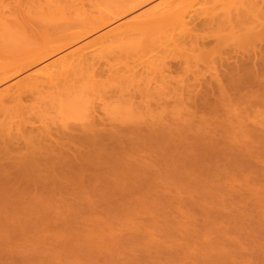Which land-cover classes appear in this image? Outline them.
<instances>
[{
  "label": "rangeland",
  "instance_id": "obj_1",
  "mask_svg": "<svg viewBox=\"0 0 264 264\" xmlns=\"http://www.w3.org/2000/svg\"><path fill=\"white\" fill-rule=\"evenodd\" d=\"M47 1H49L47 3L48 7L45 6ZM125 1L127 0H74V2L73 0H0V17L4 15L7 16L8 19H10L9 17H13L23 21L21 25H17L19 28L16 24L10 27L16 30L21 29V31L24 32V34L20 32L22 36L26 34L32 39L30 42H33V44H30L28 41L24 44L22 42L23 46L27 43L30 45H43L45 42L50 43L49 40L51 41L52 39H56L54 44H57L56 41H59L57 38H59L58 35H60V31L58 33H52V27H60L62 24L66 23L64 20H70L67 22L69 26H67L68 30L63 28L64 32L67 30L66 33L61 31V33L67 34V36H63L65 38L68 37L69 33H72L71 37H75L85 29L87 31L89 29L92 30L83 38L75 40V42L70 43L43 61L41 60V62L25 70L10 75L16 72L14 70H17L14 66V70H12V72L9 71L10 74L8 75L10 76H7L4 71L8 70L7 66H10V64L14 63L16 60V52H14L13 49H9L10 47L6 49L7 46L5 47L0 44V107H2L0 108V121L5 123V128H9V126L14 128V123H16L15 125L17 126L19 120L18 115L20 112L24 113L22 108L29 110L28 112L25 110V114L31 117V122L26 125L28 129H32V126L35 127V129L42 126L45 127L47 124L56 127L66 120L80 124V122L82 123L83 120H86V116L83 114L85 113L88 115L89 112L87 111H92L96 108L99 113L94 110L95 113H98V115L102 117H107L105 114L108 112L115 111L117 114L116 110L119 108L120 92L116 89L126 80L124 76H130L131 74L132 77L135 76V79L133 80L130 77L129 81L133 80V82H135L136 79L137 82L138 80L142 82L145 81V85L150 84L151 88L154 89L156 84L151 78L154 75L155 66L163 64L164 61L170 63L171 61L172 63L173 61H175L174 63L178 62V60L180 61L181 57L179 58V56L183 53L182 50H184L185 46L187 48L190 46L188 39L183 40V38H185V36H183L185 35L183 32L184 20L189 21L191 17L197 16L204 17L208 13V7L210 5L206 0H149L130 12L115 18L106 25L95 29L100 25L101 21H103L102 18H106L105 20H107L116 16V14L119 13L118 9L123 5L122 2ZM227 1L229 0H223L224 3ZM49 4L52 5V7ZM61 4L66 5L62 6ZM230 4L231 3L224 4L223 12L228 13L236 7V5ZM66 7L68 8L66 9ZM159 7L160 10L157 9V16L155 15L152 17L156 19L160 16V19L157 18V22H154L156 21L154 20L153 23L150 17L151 20L146 16L143 17L145 12ZM61 8L65 15L62 14ZM48 15L56 19L53 21L52 19L54 18H50L54 22L53 24H51V21L50 23H45L49 21H46L47 17L44 18ZM7 17L6 21L8 22ZM42 18L43 20L45 19L44 22H42L43 20L41 21ZM60 18L64 20L61 21ZM144 18H147L149 21L146 22ZM10 20L12 21V19ZM4 23L5 20L0 19V28L4 27ZM70 23L73 25L70 26ZM48 28H52L51 33H48ZM60 28H62V26ZM181 28L183 31H181ZM86 30L84 32H86ZM55 31L57 32V30ZM208 32H210V28L198 30L200 34H206ZM74 33L76 34L75 36ZM48 34L51 35L49 36ZM29 37H23V39L29 40ZM60 43L63 44L62 42H58V45ZM179 50H181V52H179ZM82 53L85 54L86 57L88 56L87 58H91L93 54L94 56L96 55L95 57L97 60L95 59V62L105 63L106 69L111 70V76L103 77V82L98 88L92 89L90 87L88 92L84 95V99H81L79 104L75 105L71 110H66L69 112L68 118H66L65 114L67 115V113L62 111L60 103L56 101L60 96L55 94H66L68 85L73 82V79L76 80L77 74L75 77H72L76 70L71 72L70 67H73L72 65L75 63L73 60H76L77 57L79 58V56H81L83 58ZM101 59L103 60L101 61ZM105 60L109 61V63L105 62ZM107 63L109 65H107ZM126 66H129L130 69ZM123 67H126L130 72ZM121 68L125 70V73L120 70ZM11 69H13V66ZM117 71L120 72L116 74ZM3 75L6 77L5 80H2V78L4 79ZM172 75L178 76V73L174 72ZM79 84L82 85V83ZM30 89L33 90V92ZM8 90L11 98L12 96L15 97L11 99L9 98L10 96H6L9 95ZM14 91L15 95H12L11 93L14 94ZM111 92H113V94H110ZM20 96L22 101H19ZM48 96L52 99L49 100ZM55 97L56 100H53ZM39 100H41L42 103L41 107ZM54 101L55 103H53ZM43 102L45 104H43ZM43 105L46 106L44 107ZM4 106L5 108L3 110ZM93 106H96V108ZM122 108L118 109L119 112H121L120 110ZM160 113L162 118L159 116L160 119L158 120L159 117L156 118V116L155 119L158 120H156L157 122H155V119L153 121V116H151L152 119L149 117L150 115L147 116L150 118V120H147L152 122L154 127L151 126L148 128V126L146 127L145 125L143 130H146L143 132L141 131L142 134L140 135L139 133L138 136L136 133L131 132L133 135L130 133L132 138L134 135L135 138H133L132 142L130 141L132 145H130V142H128L129 145L126 144L128 145L127 147L130 146L132 148V146H135L133 144H139L138 142L140 141H138V138L141 139L140 137L146 138V142L144 141L145 144L142 145L143 147L141 146L142 148L137 147V145L134 147L135 149L133 151H135V153L132 152L131 148H127V152L126 148L125 150L120 149V146L119 148H117L118 146H114L116 149L114 150L113 147L112 155L116 157L115 159L111 158L106 161L97 160V158H95L96 160L89 159L87 161L85 159L79 162L80 164L78 163V165L72 161L58 164L56 162L55 165L51 163L48 165L55 166L53 167L54 169L56 167L60 168L61 164L64 166L61 167L62 169L59 170L60 172L58 171L55 174L44 177V179L36 173L33 177V173H28L26 175L18 173V175H16L17 178L20 174L21 175L19 177L20 179L18 178L17 180L16 178L17 182L15 181L17 190L13 196L14 198H11L12 196L9 198L5 196L4 198L7 199L3 201L6 204L4 208H0V264H204V261H207L206 259L209 253L211 256L216 255V257L220 255V258L225 260L223 261L224 263L222 262L223 264H264V171L260 169L262 166V169H264L263 147L261 149L258 146L252 145V143L249 142L251 136L246 138L245 141L241 140L240 142V140L236 138V133H232L231 135L234 141L240 143L238 144L235 142L238 145L232 144L236 146V149H240L238 150L239 152H241L242 149L245 150V152L243 150V154L240 153L241 155L237 150L235 151L238 153L235 151L233 153V145L231 142L234 141L230 133L227 131L225 133L223 129L224 126L221 125L222 128L219 124L220 122H216L215 125L213 124L214 119H219L221 117V112L214 113L216 115H214L215 118L212 116V113H204V111L203 113L199 112L198 115L196 114V116H194L195 118L197 117L196 119L184 115L185 120L190 118L194 121L192 122V126L194 123H197V125L194 124L195 126L192 127L190 123L191 120L190 122L186 121L190 123V128H185V125H188L186 122L184 123L183 116L179 115V121H173V123L175 122L174 124L180 123L183 126L177 124V126H175L171 119L175 117V120H177L178 115H174L170 112L173 116L171 119H169L170 116L168 118L166 117L167 120H165L163 117L165 113ZM167 113L168 116L169 112ZM201 113L205 116L203 117ZM206 114H209L214 119L210 116L208 117ZM205 117L213 121H206L205 119L206 123L208 122L205 124L203 120ZM182 119L183 121L181 123L180 121ZM198 119L199 122L195 121ZM54 122L57 123V125ZM200 122L207 127L203 126ZM169 123L174 126L172 131L174 133L167 130L168 127H170L169 129L172 128L170 125L167 126ZM217 123L220 129L216 127ZM149 124L152 125L151 123ZM161 124L162 126H160ZM165 124L167 127L166 129L163 127ZM213 125L216 127L215 129ZM210 126L213 129H211ZM160 127L164 131H170V134L166 131L162 133L163 130ZM175 127H178L180 130L174 129ZM186 129L187 131L183 133ZM216 130L217 132L220 130L219 133H222V135L219 133L217 134ZM202 133H204V135ZM159 135L161 136L159 137ZM177 135L180 137H177ZM227 135L228 137H226ZM189 136L193 138L191 137L190 139ZM160 138L165 139H161L162 141L160 143L158 142ZM218 138H222L223 140H219ZM22 139L23 138H21V142L20 140L19 142H15L14 140L15 148L19 143H22L24 140ZM135 139H137V141ZM229 139H231V142ZM168 141L171 142V144L173 142L174 145H171ZM215 141H223L225 145L228 142L230 145L227 143L226 146L230 147L232 145V150L231 148L226 150L225 148L227 147L224 146L223 142L221 146L220 144L216 146L219 142L215 143ZM152 143L156 144L153 145ZM197 143H201L199 147ZM246 144H249L251 148H259L256 154L254 150V154H251L252 152L250 149L247 151L246 149L249 147L246 146ZM194 145H196L195 148H198L195 149ZM206 146L210 148L208 147V149ZM136 147L139 152H136ZM10 148L12 149L11 146ZM10 148L7 149L10 150L9 152L12 151L13 153V150L16 151L18 147L16 149L13 147V150ZM202 148L203 150H201ZM221 148H224L226 152L224 149L221 150ZM130 149L131 151H129ZM123 150L127 152V154L124 153L126 157L122 153ZM192 150L195 151V154ZM18 152H20V154H17ZM18 152H14V154L10 153L13 155H11L13 160H17V157L21 155V151ZM145 152L147 154H145ZM248 152L250 153L249 155ZM179 153L182 154L180 155ZM122 154L124 156L122 157L124 158L123 160L120 158ZM141 154H145L143 155L144 159ZM244 154L247 156L242 157ZM8 157H10L9 154L7 159L2 157L3 159L1 158V160L5 162L8 160ZM118 157L120 158L119 160H117ZM171 157H173V160ZM226 157L228 161L224 159ZM232 157L237 158V161H234ZM168 159L174 163L172 164ZM184 159L185 161H183ZM195 160L198 162L195 163ZM201 161L204 162V165L201 164ZM238 161L240 164L242 161L243 162L240 165ZM253 161L257 164L256 166ZM190 163L191 165L188 166ZM229 163L233 166L229 165ZM243 164L244 166H242ZM178 165L180 166L178 167ZM258 166H260V168L256 169ZM194 167L197 171H195ZM198 167L199 171L197 169ZM230 167L231 169H229ZM57 168L55 169L56 171ZM206 169H209L211 174L208 173L209 171ZM212 169H215L218 173H215L216 171L214 170L215 174H213L211 172ZM22 174L24 176H22ZM119 174L123 178L120 177ZM213 175L215 177H213ZM248 175L250 176L248 177ZM210 176L214 179L212 180ZM255 177H257L258 182L255 180ZM123 182H125V184ZM248 184L250 185L248 186ZM76 186L79 191H77ZM19 187L20 190H18ZM121 188L123 189L121 190ZM136 203L139 204V206H137ZM92 204H95L96 209ZM132 204L133 206L135 204L136 209L132 207ZM140 205L142 207H140ZM206 222L207 224H205ZM42 225L47 228H42L44 227ZM204 239L205 242L206 240L209 241L208 239H210V242L215 241V243H210L211 245L209 242H206L210 246L214 244L213 249L208 250L209 253L204 249L206 247H203L205 244ZM193 243L194 245L192 246ZM201 249L202 252L200 251ZM212 250L213 253L211 252ZM198 253L199 255L202 253V255L198 257ZM224 254L226 257L228 256L227 260ZM223 255L224 257H222ZM202 257H204L205 260ZM196 258H200L199 261H197L198 259L196 260ZM201 259L203 260L200 261ZM209 260L210 259H208V261ZM216 262L217 263L213 264L221 263L219 260ZM206 263L208 264V262Z\"/></svg>",
  "mask_w": 264,
  "mask_h": 264
},
{
  "label": "bare ground",
  "instance_id": "obj_2",
  "mask_svg": "<svg viewBox=\"0 0 264 264\" xmlns=\"http://www.w3.org/2000/svg\"><path fill=\"white\" fill-rule=\"evenodd\" d=\"M147 1H149V0H131V1L129 0V2L127 0L125 2H122L123 5L121 4L122 6H120L121 8H119L120 10L118 9L119 13L116 14V16L109 18L107 20H105L106 18H104V19L102 18L103 21H101L100 25L97 26L95 29L106 25L107 23L114 20L115 18L130 12L131 10L143 5ZM207 1L210 5L208 7V13L204 17L197 16V17H191L189 21L184 20L185 21L184 22V31L182 29L183 27L181 28V31H183L185 33V35H183V36H185V38H183V40L188 39L190 42V46H188L189 48H187L184 45L186 47V49L184 47V50H182L183 53H181V56H179V58L181 57L180 61L178 60V62H176V63H174L175 61H173L174 64L172 63V61H171V63L168 61H166V62L164 61L163 64H161L159 66L156 65L157 67L155 66L154 75L151 78L152 81L156 84L154 89L151 88L150 84L145 85V83H144L145 81L142 82L141 80H138V82H137L136 81L137 79H136L135 82H133V80L135 79V76L132 77L131 74H130V76L129 75L124 76V77H126V80L128 79L127 81H129L130 77L133 80H130L131 82L130 81L127 82L125 80L124 83L121 84L120 86H118V88L116 89L117 91L120 92L119 108L118 109L123 107L120 110L121 112H119V110L117 109L116 110L117 114L115 113V111H113V112L106 113L105 115H107V117L106 116L102 117L101 115H98L99 112L97 111L96 106H93L96 109H94V108H92V109L96 110V112H98V113L96 114L94 110L87 111V112H89L88 115L85 113L83 114L84 116H86V120L85 121L83 120V122L82 123L80 122V124L79 123H72V122L66 120L64 122L61 121L62 122L61 125L58 124V126H56V127H54V126L52 127V126H49L47 124V125H45V127L42 126L43 128L38 127L37 129H35V127L32 126V129H28L26 127V125L31 122V119H30L31 117H28L25 114L26 111L28 112L29 110L22 108L24 113L20 112L19 115L17 114L18 118H19V120L17 119L18 120L17 126L15 125L16 123L13 122L14 123L13 126H15L16 128L15 127L13 128L12 126L11 127L9 126V128H5V126H6L5 123H2L3 121L2 122L0 121V208H2V207L4 208V206L6 204L3 201L4 199L5 200L7 199V198H4L5 196H8V198L10 196H12L11 198H14L13 196L15 195L16 190H17L16 189L17 185H15V184L21 175L20 174L19 177L17 178L16 175H18V173H23L25 175L28 173L29 174L33 173L32 177L36 173V174L42 176V178L44 179V177H47V176H50L52 174L57 173L59 170L62 169L61 167L64 166V165L62 166V164H61L60 168L58 167L59 169L56 167L57 168V171H56L55 170L56 168L55 169L53 168V167H55L53 165H55L56 162L58 164V163H63V162H67V161H72L73 163L78 165L79 162H82V160H85V159H86V161L89 159L90 160L91 159L96 160L95 158H97V160L100 159L101 161L102 160L106 161V160H109L111 158L115 159L116 157H113V155H112L113 147L118 146L117 148H119V146H120V149L131 148L130 146L129 147H127V146L129 145L128 142H130V141L132 142L133 138H135V135L132 138V136H131V135H133L132 133H136L138 136L139 133L141 135L142 132L146 130V129L143 130L145 125H146V127L148 126V128L151 126L154 127L153 123L148 121V120H150V118H148L147 116H149V115H150L149 117L153 116V121H154L156 116H157L156 118H158L159 116H161V118H162V115H160L161 114L160 112L165 113L166 116L165 115L163 116L165 118V120H167V118L169 116H170L169 119H171V117L173 116V115H171L170 112H172L174 115H178L177 120H175V117L174 118L172 117V119H171L172 123H173V121H179L178 120L179 115L183 116L182 117L183 119L185 118L184 115L187 117H190V118L192 117V119H194L195 118L194 116H196V114L198 115L199 112L203 113V111H204V113H212V116L215 118L216 115L214 113L221 112L222 114L220 113L221 117L219 119L218 118L214 119L209 114H206V115H208V117L210 116L211 118H213L214 121L211 119H208V118H207L208 119L207 120L206 117L203 120L204 121H205V119H206V121L211 120V121H213L214 125L216 122H218V123L220 122L219 123L220 126L221 125L224 126V128L222 126L221 127L224 129L225 133H226V131L229 132L231 137H232V135H231L232 133H236V138L239 139L240 142H241V140L245 141L246 138H249V136H251L249 138L250 139L249 142L252 143V145L260 147L261 149L263 147L262 151H264V0H229L226 3H228V4L231 3L230 5L234 4V5H236V7L228 13L223 12L224 11V4H226V3H224L225 1L223 2V0H211V1L206 0V2ZM48 2L49 1L46 2L45 6H47ZM73 2H74V0H73ZM61 5L65 6L66 4L65 5L61 4ZM50 6L52 7V5H50ZM67 8L68 7H66V9ZM157 9L160 10V7L154 8L151 11L145 12L143 14V17L146 16L149 20H151L150 18L154 17L157 14V12H158ZM62 12L61 13L63 15H65L63 9H62ZM48 16L44 17V18L47 17L46 21L49 20L48 22H45V23L47 24V23H50V21H51V24H53L54 23L53 21L56 19L50 15H48ZM6 17L7 16H4V15H3V17H2V15L0 17V19L5 20V23L3 24L4 27L0 28V30H1L0 31V41H1L0 44L2 46H5V47L7 46L6 49H8L9 47H10L9 49H13L14 52H16V56L18 57V58L16 57V60L14 61V63L10 64L11 67L13 66V69H11L10 66H7L8 70L4 71V73L6 72L7 76H10V75H13L17 72L25 70L26 68H28V67L36 64V63L41 62V60L43 61L44 59L50 57L51 55H53L56 52L63 49L65 46L69 45L70 43L75 42V40H79L80 38H83L84 36H86L88 33H90L92 31L90 29L88 31L85 29L86 32H84L85 31L84 30L81 33L80 32L81 30H80L79 31L80 34L76 35L74 33V36L76 35L75 37H71L72 33L71 34L69 33L68 37L65 38L63 36H67V34H64V33H66V31L68 30L67 28L69 26L67 25V22L70 20L65 21L64 19L60 18L61 21L64 20V22H66V23L63 22L65 24L66 28L64 27V24L61 25L62 28H60L61 27L60 25H59L60 27H58V26L52 27L53 28L52 33L53 32L58 33L60 31V33H59L60 35H58V36L60 39L61 38L62 39L60 40L59 38H57V40H59V41H56L57 44L56 43L54 44V41L56 39L55 40L52 39L53 41L49 40V42L50 43L52 42L53 44L45 42L43 45H41V44L30 45V44H33V42L32 43L30 42V40L32 41V39H30V37L27 36L26 34H25V36H22L21 33L24 34V32H22L21 29L16 30V29L10 28L11 26H14L15 24H16V26L21 25L22 24L21 22H23V21H20L17 18L9 17L10 19H12V21H11L7 17V20H8V22H7ZM61 17H63V16H61ZM159 17H157V18H159ZM50 18L51 19L54 18V19H52L53 21ZM87 18H88V16H87ZM147 18H144L146 22L149 21ZM157 18L156 19L152 18L151 21L153 22L154 20H156L154 22H157L158 21ZM42 20H43V18L41 19V21ZM44 20L42 22H44ZM9 23H11V24H9ZM48 25H50V24H48ZM69 25L71 26L73 24L70 23ZM1 27H2V25H1ZM52 28L47 29L48 33H51ZM63 28L67 29V30L64 32ZM205 28H210V32H208L206 34L198 33V30L205 29ZM54 29L57 30V32ZM91 29H93V28H91ZM18 30H20V31H18ZM61 31H63L64 33L62 32L63 33L62 34ZM18 32L19 33L21 32V33L19 34ZM79 32H76V33H79ZM48 35L50 36L51 34H48ZM52 35H54V34H52ZM23 37L24 38L29 37V40L28 39L25 40V39H23ZM27 41L30 42V44L27 43L26 45L23 46V44ZM64 41H65V43H64ZM22 42H23V44H22ZM58 42H62L63 44L60 43L58 45ZM179 52H181V50H179ZM179 55H180V53H179ZM74 56H75V54H74ZM78 56H79V54H78ZM95 56H94V54L91 58H87L88 56L86 57L85 54H83V58L81 56H79V58L76 56L77 59L73 60L75 62V63L73 62L74 63L72 65L73 67H70L71 72H74L76 70L74 76H72V77H75L77 74L76 80L72 78L73 82H71V84L68 85V88L66 89V94H61V93L55 94V95H59L60 97L59 98L57 97L58 100H56V97L53 100H56L60 103V107L62 108V111L67 113V115L65 114L66 118H68L67 116L69 114V112H67L66 110L67 109L71 110L73 107H75V105L79 104L81 102V99H84V95L88 92V89H90V87L92 89L98 88L99 85L103 82V77H106V76L110 77L111 76V73H110L111 70L106 69L105 63L98 62V61L95 62V59H96ZM102 60L103 59H101V61ZM109 61L105 60V62H108V63H109ZM63 62H62V64H63ZM108 63H107V65H109ZM14 66H15V69H17V70H14ZM126 67H129V66H126ZM126 67H123V68H125V70L130 72V70L126 69ZM123 68H121L120 70H122L123 73H125V70ZM129 69H130V67H129ZM12 70H14L16 72L10 74L9 71L12 72ZM49 70H50V68H49ZM61 71H62V69H61ZM119 72L120 71H117L116 74H118ZM174 72L178 73V76L176 75L177 77L172 75ZM56 73H57V71H56ZM8 74H10V75H8ZM62 74H63V72H62ZM5 79H6V77L4 76V79L2 78V80H5ZM139 81H141V82H139ZM0 82H1V80H0ZM79 83H82V85H80ZM31 91L33 92V90H31ZM23 92H25V91H23ZM28 92H30V91H28ZM8 93H9V90H8ZM18 93H20V92L18 91ZM26 93H27V91H26ZM11 94L15 95V91H14V94L13 93H11ZM110 94H113V92H111ZM20 95H21V93H20ZM6 96H8V97L10 96L9 98H11L10 93H9V95H6ZM13 97H15V96H12V98ZM7 98H5V99H7ZM16 98H17V96H16ZM48 99L51 100L52 98L50 99L48 96ZM3 100H1V101H3ZM19 101H22L21 96H20ZM39 101H40V107H41L42 106L41 100H39ZM120 101H121V105H120ZM53 103H55V101ZM43 104H45V103L43 102ZM50 104H51V102H50ZM43 106L45 107L46 105H43ZM49 107H50V105H49ZM52 107H53V105H52ZM0 108H2V107H0ZM4 108H5V106L3 107V110H4ZM47 108H48V106H47ZM22 110H20V111H22ZM201 110H203V111H201ZM205 111H207V112H205ZM167 112H169L168 116H167V114H168ZM118 113H120V114H118ZM202 113H201V115L203 116ZM40 114H43V113H40ZM108 115H109V117H108ZM44 116H45V114H44ZM63 117H64V114H63ZM33 118H35V117H33ZM190 118H187V120L184 119V123L186 121L190 122V120H191ZM151 119H152V117H151ZM159 119H160V117L158 118V120ZM183 119L180 121L181 123H182ZM156 120L157 119H155V122L158 121V120L157 121ZM203 120H202V122H203ZM147 121L149 123H151L152 125H150ZM195 121L199 122V119L195 120ZM206 121L204 122L205 124L208 123V122L206 123ZM192 122H194V121L191 120V122H190L191 126H192ZM202 122H200V123H202ZM174 123H173V125H175V126H177V125L181 126L182 125L180 123H178V124L176 123L177 125ZM190 123H187L188 126L185 125V128L186 127L190 128L189 127ZM210 123H212V122H210ZM218 123L216 124V127L219 128ZM55 124L57 125V123H55ZM194 124H193V126L197 125V123L195 125ZM205 124L203 125V123H202L203 126H205ZM169 125H170V123L167 126H169ZM160 126H162V124ZM170 126H172V124ZM163 127H165L164 129H166L167 128L166 124ZM173 127L174 126H172L171 129H169L170 127H168L167 130H170L172 132ZM205 127H207V126H205ZM216 127L214 126L213 128L215 129ZM210 128L213 129L211 126H210ZM210 128H208V129H210ZM174 129L180 130L178 127H175ZM182 129H181V131H182ZM187 129L184 130L183 133H185V131H187ZM223 129H221V130H223ZM191 130H193V129H191ZM163 131H162V133H165L166 130L164 132ZM170 131H166V132H169V134H170ZM204 131H206V130H204ZM209 131H212V130H209ZM219 131L220 130H218V132H217V130H216V133L218 134ZM153 132H155V131H153ZM197 132H198V130H197ZM130 133H131V135H130ZM172 133H174V132H172ZM180 134H182V133H180ZM202 134L204 135V133H202ZM220 135H222V133ZM223 135H225V134H223ZM160 136L161 135H159V137ZM195 136H196V134H195ZM201 136H200V138H201ZM149 137H150V135H149ZM177 137H180V136L177 135ZM191 137H190V139H191ZM226 137H228V135ZM21 138H23L24 140L22 139L23 140L22 143H19L16 146V148L18 147L16 149L15 148V142L16 141L19 142V140L21 142ZM140 138L141 139L138 138V141H140V142H138L139 144L135 143L133 145H135V146L137 145V147H141L143 144H145L144 141L146 142V140H145L146 138H142V137H140ZM171 138H172V136H171ZM195 138H197V137H195ZM161 139H165V138H160L158 142L161 143V141H162ZM190 139H188V140H190ZM214 139H216V138H214ZM221 139H219V140H221ZM232 139H233V137H232ZM14 140H15V142H14ZM135 140L137 141V139H135ZM142 140H143V143H142ZM177 140H178V138H177ZM199 140H198V142H199ZM229 140L231 142V139H229ZM150 141H151V139H150ZM154 141H156V140H154ZM233 141H234V139H233ZM131 142H130V145H132ZM180 142H181V140H180ZM192 142H193V140H192ZM216 142H219V143H217V145L215 144L216 146H218L219 144L221 146L223 141L222 142L215 141V143ZM235 142L236 141L231 142V144L232 143L240 144L239 142H236V143ZM123 143H125V144H123ZM169 143L171 144V142H169ZM207 143H208V141H207ZM227 143H226V145H227ZM12 144H14V145H12ZM121 144H123L125 146H123ZM126 144H128V145H126ZM152 144L154 145L156 143H152ZM170 144H169V146H170ZM172 144H173V142H172ZM199 144H201V143H199ZM199 144H198V147L200 146ZM234 144H232L233 145V150H232V148H231L232 145L229 147V146H226L224 143V146L227 147L225 149L228 150L231 148L233 153L235 150H237V151L240 150V149H236V146H234ZM238 144H236V145H238ZM249 144H246V146L249 147V148L247 147L248 149H246V150L249 151V149H250V151L252 152L251 154H254V151L256 154L257 149H259V148H256V147L251 148V146ZM182 145H184V144H182ZM191 145H193V144H191ZM228 145H230V144L228 143ZM244 145H245V142H244ZM10 146L12 147V149L10 148ZM160 146H161V144H160ZM195 146L196 145H194V148H195ZM241 146H243V145H241ZM246 146H245V148H246ZM13 147H14V149H16V151L13 150ZM116 147H114V150L116 149ZM134 147L132 146V148H131L133 153H135V151H133L135 149ZM137 147H136V149H137L136 152L138 151ZM146 147H148V146H146ZM239 147H240V145H239ZM7 148H10L11 150H13V153H12V151L9 152L10 150ZM149 148H150V146H149ZM197 148H195V149H197ZM203 148L201 150H203ZM131 149L129 151H131ZM188 149H191V148H188ZM223 149L221 148V150H223ZM125 150H123L124 152L122 151L123 154L124 153L127 154L128 149H127V152H125ZM226 150H225V152H226ZM243 150L244 149H242L241 152L238 151L239 154L240 153L243 154L245 152V150H244V152H243ZM18 151H21V155L20 156L17 155L18 156L17 158L19 159L18 160L16 158L18 160V162H17V160H13L11 158V155L14 154V152L16 153ZM182 152H184V151H182ZM194 152L195 151H193V153ZM238 152H236V153H238ZM10 153H12V154H10ZM222 153H224V152H222ZM260 153H262V152H260ZM8 154L10 156V157H8V160L9 161L13 160V161L9 162L7 160L8 162L7 161L3 162L4 160L2 161L1 158L4 157L7 159ZM17 154H20V152H18ZM123 154L120 157L121 160L124 159V158H122V157H124ZM126 154H124L125 157H126ZM145 154H147V153L145 152ZM145 154H143V155H145ZM179 154L181 155L182 153H179ZM205 154H206V152H205ZM249 154L250 153L248 152V155ZM143 155H142V157H143ZM209 155H211V154H209ZM184 156H185V154H184ZM184 156H182V157H184ZM243 156L245 157L247 155L244 154V155H242V157ZM9 158H11V159H9ZM120 158L118 157L117 160H119ZM171 158L173 160V157H171ZM180 158H181V156H180ZM143 159H144V157H143ZM224 159L227 160V157ZM233 159H234V161H237L236 160L237 158H233ZM178 160H179V158H178ZM196 160H198V159H196ZM216 160H218V159H216ZM175 161H177V160H175ZM183 161H185V159ZM220 161H221V158H220ZM191 162H193V161H191ZM197 162L198 161H196L195 163H197ZM242 162H241V164H242ZM51 163L53 165L49 166L48 164H51ZM186 163H185V165H186ZM203 163L204 162H202L201 164H203ZM231 163H233V162H231ZM231 163H229V165H232ZM251 163H252V161H251ZM180 164H181V162H180ZM239 164H240V162H239ZM254 164H255V162H254ZM115 165H117V164H115ZM119 165H121V164H119ZM190 165H191V163L188 166H190ZM205 165H207V164H205ZM256 165L257 164H255V166ZM145 166H146V164H145ZM179 166L180 165H178V167ZM235 166H236V164H235ZM242 166H244V164ZM72 167H73V165H72ZM226 167H228V166H226ZM247 167H249V166H247ZM262 167L260 168V166H258V168H256V169L260 168L261 170L264 171V169H262ZM200 168H202V167H200ZM220 168H221V166H220ZM125 169H127V168H125ZM187 169H188V167H187ZM194 169H195V167H194ZM194 169H192V170H194ZM197 169L199 171V167ZM210 169H211V167H210ZM229 169H231V167ZM245 169H246V167H245ZM206 170L209 171V169H206ZM214 170L215 169L211 170V172L213 174L218 173L216 170H215L216 172L214 173ZM195 171H197V170L195 169ZM64 172H66V171H64ZM69 172H70V169H69ZM126 172H128V171H126ZM173 172H174V170H173ZM208 173H210V171ZM23 174H22V176H24ZM35 176H37V175H35ZM119 176H120V174H119ZM187 176H189V175H187ZM227 176H228V174H227ZM249 176L250 175H248V177ZM120 177H122V176H120ZM196 177H198V176H196ZM210 177L212 178V176H210ZM213 177H215V176L213 175ZM257 177H255L256 181H257ZM16 178H17V180H16ZM124 178H125V176H124ZM211 178H209V179H211ZM132 179H133V176H132ZM213 179L214 178H212V180ZM246 179H248V178H246ZM39 180H40V178H39ZM117 180H118V178H117ZM230 180H232V179H230ZM252 180H253V178H252ZM184 182H185V180H184ZM123 183L125 184V182H123ZM260 183H261V181H260ZM193 184H195V183H193ZM172 185H174V184H172ZM249 185L250 184H248V186ZM123 187H124V185H123ZM96 188H98V187H96ZM258 188H260V187H258ZM122 189L123 188H121V190ZM188 189H189V187H188ZM191 189H192V187H191ZM204 189H205V187H204ZM18 190H20V187L18 188ZM77 191H79L78 187H77ZM19 192H17V193H19ZM96 192H98V191H96ZM254 192H253V194H254ZM75 193H76V191H75ZM86 193H84V194H86ZM251 195H252V193H251ZM262 197H261V199H262ZM139 201H141V200H139ZM10 205H12V204H10ZM92 205L95 206V204H92ZM137 206H139V204H137ZM132 207H135V209H136L135 204H134V206L132 204ZM140 207H142V206L140 205ZM261 207H263V206H261ZM95 209H96V206H95ZM130 211H131V209H130ZM89 212H90V210H89ZM22 221H23V219H22ZM205 224H207V222ZM42 226H44V225H42ZM34 227H35V225H34ZM42 228H45V226ZM202 232H204V231H202ZM207 234H209V233H207ZM22 236H23V234H22ZM208 240L209 241L206 240V242H209V244L213 243V242L215 243V241L210 242V239H208ZM212 240H214V239H212ZM192 242H193V240H192ZM194 242H195V240H194ZM204 242H205V239H204ZM204 242H202V243H204ZM206 242L204 244L205 246L203 245V247H206L204 249L207 250V253H209L208 250L213 249L214 244H212V246H210L211 244L208 245ZM193 245H194V243L192 244V246ZM206 245H208V246H206ZM71 248H73V247H71ZM200 251L202 252V249ZM211 252L213 253V250ZM188 253H190V252H188ZM207 253H205V254H207ZM200 255H202V253ZM200 255L198 253V257H200ZM224 255L222 257H224ZM208 257H211V258H208ZM208 257L206 259L207 261H204V264L206 262H208V264L217 263L216 261H218V260L221 262L219 264H223L224 263L223 261H225L222 258H220V255H219V257L217 255V257H218L217 258L216 255L211 256L209 253ZM227 257L225 255L226 260H227ZM202 258H204V257H202ZM212 258H214V259H212ZM199 259L200 258H196L197 261H199ZM208 259H210L209 261H211V259H212V261L209 262ZM202 260L203 259H201L200 261H202ZM204 260H205V258H204Z\"/></svg>",
  "mask_w": 264,
  "mask_h": 264
}]
</instances>
